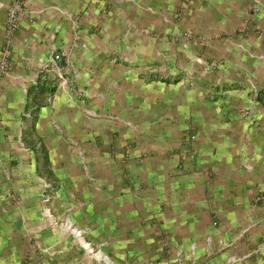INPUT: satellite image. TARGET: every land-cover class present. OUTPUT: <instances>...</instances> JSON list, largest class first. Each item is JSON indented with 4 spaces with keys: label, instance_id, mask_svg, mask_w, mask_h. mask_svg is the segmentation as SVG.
Instances as JSON below:
<instances>
[{
    "label": "crops",
    "instance_id": "crops-1",
    "mask_svg": "<svg viewBox=\"0 0 264 264\" xmlns=\"http://www.w3.org/2000/svg\"><path fill=\"white\" fill-rule=\"evenodd\" d=\"M10 1L0 0V59L7 48L12 64L0 72V200L29 198L40 164L75 183L71 165H54L63 152L54 131H63L93 153L95 191L110 193L114 209L97 213L95 229L106 247L128 249L124 264H173L177 253L184 264H264V0L250 16L244 2L209 3L223 8L202 27L210 72L190 88L150 80L149 43L130 42L148 38L133 27L150 17L133 14L132 0H23L8 36ZM159 48L170 49L165 38ZM52 51L64 55L66 86L41 72ZM85 107L122 122L88 120ZM186 130L195 136L189 156ZM21 212L0 209V264L38 263ZM53 243L68 263L89 264L77 243Z\"/></svg>",
    "mask_w": 264,
    "mask_h": 264
},
{
    "label": "rangeland",
    "instance_id": "rangeland-1",
    "mask_svg": "<svg viewBox=\"0 0 264 264\" xmlns=\"http://www.w3.org/2000/svg\"><path fill=\"white\" fill-rule=\"evenodd\" d=\"M132 1L129 5L133 9V14L137 15V12H141L140 14L142 15V12H144L150 17L147 24L135 23L138 27H133L134 31L138 33L141 31L140 27L143 26V29L147 31L144 33V36L148 38H145V41H141L136 37L130 40L134 44L149 43V63L152 69L150 80L152 82H166L171 85L177 84L185 88H190L201 80L206 81L210 72L208 64H206V47L209 39L206 32L202 30V27L206 26V15H219L222 13L220 12L223 11L221 6H214L228 0H154V3L146 2L144 4L139 2V0ZM234 1L246 3L243 10L246 11L247 16L253 15L254 0ZM209 3H214L215 5L212 6ZM185 16L203 19L185 22L182 21V18ZM224 36V33H221L218 38L222 39ZM163 38L166 39V43L170 49L163 50L159 48V43H162ZM147 39H149V42L146 41ZM84 46L89 49L87 42ZM193 58L198 59L202 63L193 61ZM160 66L165 69H160ZM187 79L191 80V84L185 83ZM88 99H91V97ZM92 99L94 100V97ZM104 114L116 118L117 120H113L115 123L122 122L116 115L110 113ZM123 125L129 126V122L123 120ZM54 132L62 138L59 150H63V152H55L54 165L59 166L64 163L71 165V173L74 174L75 183L61 182L63 177L56 174V172L58 173L56 167L54 169L56 171H51V176H49L44 171L47 169H45L43 164H40L39 168L32 174L35 177L30 187L32 188V193L30 194L32 196L30 197L29 195L27 199H20L17 195H11L7 200H0V209L11 208L13 210H22L18 217L23 220L22 224L25 226L23 231L24 240L29 241L30 245H33L35 253L38 254L39 259L37 264H78L77 261L68 263L64 260L61 257L62 248H57V244L53 243H76L75 238L70 232H64L59 229L60 225L66 221L72 225V228L81 233L85 241L93 248L94 253L101 252L113 264H124L121 259L128 255V249L112 248L109 245L106 247L108 243L100 240L101 233L99 231L98 234L95 229L94 221L97 215L101 213L100 210L104 214L105 212L110 214L114 212V209L106 206L112 201L111 198H107V196H110V193L104 195L95 191V182L100 177L95 174V169H93V153L84 151L85 149L81 145L72 142L73 138L67 136L63 131ZM194 139L195 136L192 135L191 131L186 130L183 137V146L187 150L186 156L190 154V145ZM66 149H70V155L68 152H64ZM58 155L60 156L58 157ZM45 156L44 154L43 157ZM62 156L66 158H62ZM42 159L44 163L46 159ZM41 180L46 182L50 187L47 190L50 196L48 206L58 227L48 225L43 218L41 211V196L43 194ZM69 182H71V179H69ZM119 226L126 228V225ZM115 228L117 229V227ZM30 229L33 231L32 233ZM82 252L84 257V250ZM174 254L175 252H171L168 255L169 257H174ZM74 256L78 255L75 254ZM85 257L90 260L89 264H105L94 257H90L91 259L87 256ZM183 261V257L181 260L179 257L172 263L184 264ZM31 264L34 263L31 262Z\"/></svg>",
    "mask_w": 264,
    "mask_h": 264
},
{
    "label": "built area",
    "instance_id": "built-area-1",
    "mask_svg": "<svg viewBox=\"0 0 264 264\" xmlns=\"http://www.w3.org/2000/svg\"><path fill=\"white\" fill-rule=\"evenodd\" d=\"M1 6H3V5L0 4V7ZM6 11H7L6 34L8 36H10L18 29V26H19L21 19L26 14L24 1L23 0H11L6 7ZM71 28H72V48H75L78 45V42L80 39V32H81L80 26H79V21L77 19L72 20ZM63 56L64 55L61 52L52 51L45 58L42 57V59L40 60V67H41V72L45 71V72L51 73L52 75H54V78L59 81V84L61 86H66L67 85V79L64 75L63 69L60 66V63L63 59ZM9 59H10V52L8 51L7 48H4L2 51V54H1V59H0V72L1 73L5 74L10 70L12 64L10 63ZM82 113H83L84 117L88 120L106 119L108 121H112V120L116 119V118L109 116V115H101L98 112H96L94 110H90L86 107L83 108ZM101 116H102V118H101ZM41 183H42V187H43V194L41 196L42 215L46 219V223L48 225H50L52 227H58V225H57V223H56V221H55V219L51 213V209L48 206V203L50 201V196H49L47 190H49L50 187L46 182H44L42 180H41ZM259 200L261 201V199H258V201ZM68 225H69V229L65 230ZM59 229H61L64 232L65 231L70 232V229H75V228H72V225L68 221H66V222H64V224L60 225ZM70 234H71V232H70ZM71 235L75 238V236L73 234H71ZM79 247L81 249H83L81 246H79ZM90 247H91V245H90ZM91 251L94 253V250L92 247H91ZM84 252H85V250H84ZM258 252H259V250H258ZM258 252L256 251L255 253H258ZM96 253H98V252H96ZM177 256L180 257L181 256L180 253H177ZM240 260L241 259L232 258V259H230L228 264H236Z\"/></svg>",
    "mask_w": 264,
    "mask_h": 264
},
{
    "label": "bare ground",
    "instance_id": "bare-ground-1",
    "mask_svg": "<svg viewBox=\"0 0 264 264\" xmlns=\"http://www.w3.org/2000/svg\"><path fill=\"white\" fill-rule=\"evenodd\" d=\"M192 60L197 61V62H201L198 59H194V58ZM67 229H69V225L67 226V228L65 230H67ZM70 232H71V234H73L75 236L76 243L85 250L86 254H88L90 257H94L97 260H102L106 264H112L111 261L109 260V258L104 256L101 252H98L96 254L93 253L91 251V247H90L89 243L87 241H85V239L81 236V234L78 231H76L75 229H70Z\"/></svg>",
    "mask_w": 264,
    "mask_h": 264
}]
</instances>
